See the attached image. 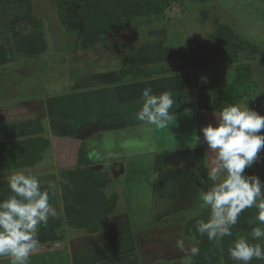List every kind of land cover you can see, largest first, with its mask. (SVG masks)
<instances>
[{
  "label": "crops",
  "instance_id": "1",
  "mask_svg": "<svg viewBox=\"0 0 264 264\" xmlns=\"http://www.w3.org/2000/svg\"><path fill=\"white\" fill-rule=\"evenodd\" d=\"M163 21H159L156 28L155 23L144 25L146 29L142 35L146 36V40L139 43L133 39V27L120 31L123 39L120 35L106 40L107 35L90 48H82L76 38L75 59L81 57L79 51L96 50L94 54L98 53L96 55L100 58L110 56L112 61H117V67L108 70L101 62L95 69L89 70V61H92L83 56L82 67L87 71L81 75L82 78L77 75L80 78L71 90L49 94L32 86L28 99L12 101L11 104L7 102L10 104L7 105L2 100L4 89H0V117L7 110L15 113L16 108L26 103L27 106L38 104L41 116L39 113L32 119L31 115L25 120L41 121L47 128L49 159L46 161L48 165L43 167H51L52 173L73 170L78 164L82 146L95 169L108 164L110 179L122 180L119 193L124 208L119 210L116 204L118 208L115 206L110 213L104 228L76 237L75 240L80 241H74L79 245L72 249L74 252L67 244L63 248H54L48 254L33 255L32 261L49 260L51 264H139L133 248L140 244H144V256L148 255L143 258L145 261L150 254L153 257L151 260L157 256L169 258L174 250L167 251L168 240H159L163 229L157 230L159 224L166 226L161 216L157 215L160 210L167 211L166 203L162 204L164 197L168 203L172 202L169 207L179 205L180 211L200 205L197 188L207 174L210 160L207 145L202 142L201 128L216 123L215 111L206 109L205 100L208 94L210 98H215L222 92L227 83H222V78L226 75V79L232 77L235 67L214 63L206 55L201 42L188 48L182 44L178 46L180 44L174 43L172 27L164 26ZM116 32L118 35L119 32ZM21 67L23 65L17 68ZM2 68L0 66V87L4 82L1 81ZM229 69L233 71L232 75L228 73ZM202 71H213V76L217 72V83L201 84L204 76H199V73ZM74 76L72 73L70 77ZM146 87H150L154 94L172 92L176 114L174 125L159 129L136 119L142 90ZM39 93V98L32 97ZM26 105L30 110L31 106ZM196 135L201 137L200 143H196ZM118 162L119 174L115 176L114 163ZM161 182L164 185L158 186ZM173 184H178V187ZM200 209L199 206L197 211ZM191 217H183L176 224L184 226ZM147 232L153 234L150 241L145 237ZM155 243L161 245L156 247ZM45 248L51 249L52 246Z\"/></svg>",
  "mask_w": 264,
  "mask_h": 264
},
{
  "label": "rangeland",
  "instance_id": "2",
  "mask_svg": "<svg viewBox=\"0 0 264 264\" xmlns=\"http://www.w3.org/2000/svg\"><path fill=\"white\" fill-rule=\"evenodd\" d=\"M65 6L68 10L67 20L69 19V24L67 22L66 25L57 14L55 0H21V2H18V0H0V47L5 53L7 60L5 64L1 65V67H4L2 68L4 71H1L3 72L1 81L4 80V82L0 89H4L2 95H5V97L2 100H5V103L9 102L11 104L12 101L20 102L21 100L28 99L27 96H31L30 92L32 89H37V87H39L37 91L46 90V93L49 94H56L75 88L78 79L82 78L81 75L87 71V68L82 67L83 62L81 60L83 56L88 57L92 61H89V64H91L90 67L88 66L89 70L95 69V66L102 63L106 64L108 70L117 65V61H112L110 56L100 58V55H96L98 53L94 54L96 50L79 51L82 53L81 57L78 59L73 57L76 54L74 50L77 38L75 37V33L80 28L82 20L77 11V3L65 1ZM203 14L207 15V19L202 20ZM33 18L39 19L38 26H40L39 29H42V31L38 28V30L30 28ZM165 18L163 19V25L166 27L171 26V32L175 33L174 43L180 44L178 46L182 44L185 48L200 42L203 44L207 43L210 39L209 33L213 30L212 21L215 18L231 26L244 39L257 44L259 54L256 55L257 57L254 60L250 61L252 80L264 98V0H211L202 4H189L185 9L182 7V3L176 2L169 5ZM150 23H155L154 28L159 26L158 20ZM144 25L142 26L144 27ZM132 27L135 34L133 37L134 41L138 40L136 42L139 43L146 40V36L142 35L146 29L145 27L141 29L142 27H137V24ZM120 35V32L118 35L117 32H112L105 38L108 40L114 37L117 38ZM35 36H39L38 41L37 39H32L29 43L24 44L22 42L26 38ZM120 38L123 39L124 36L121 35ZM34 43L35 45H33ZM30 45H33V52L30 51ZM21 65L23 67L17 68ZM14 69L18 70L13 71ZM213 71H202L199 73V76H204L201 84L209 82L211 84L212 82L217 83V72L213 76ZM232 72L229 69L228 73L232 75ZM72 73L76 76L70 77ZM77 75L80 77L77 78ZM226 77L222 78V83L223 81L228 82L231 79V76H228V79ZM74 78H76L75 82ZM40 95L39 93L32 95V97L39 98ZM9 103L7 105H10ZM26 104L16 108L15 113L13 110H7V113H2L3 117H0V165L8 164L9 167V169H3L0 172V189H8L6 183L7 176L21 170L28 174L36 175L41 181L42 188H47L49 184L56 185L57 194L50 196V203L54 208L62 209V214L56 218L50 217L47 227L41 226L39 228L41 236L39 240H43V243H40L38 250L29 258V264H51V261L42 259L36 263L31 258L33 255L44 252L48 254L51 250L54 251V248H63L67 244L71 248V252H74L72 249L79 246L74 241H80V239L79 241L75 240L76 237H84L103 224L102 221L104 219L102 216H105L107 212H97L88 205L93 201V194H91L92 198H89V202H84L87 189L84 188L83 181L88 179L94 180L93 174L99 173L101 177H95L93 190L95 191V187L105 196L103 204L107 207L108 202L111 206L115 201L116 203L119 201L117 204L120 210L124 208V204L121 205L123 200L121 193H119L122 187V180L118 178V180L116 178L110 179L108 164L95 169L93 161L87 158H82L80 166L74 171H68L67 174L56 173V171L52 173L50 172L51 167L49 169L43 167L45 164L48 165L46 161L49 159L47 155V146L49 144L48 131L47 128H44V124L41 121L25 120V118L27 119L31 115L32 119H34L33 116L39 114L41 111L38 104L30 105L33 108L28 105L30 110L25 107ZM19 119L20 121H18ZM6 144L8 146L5 149L4 146ZM262 162L264 163V161ZM263 163L258 162L250 169L259 168V165ZM114 165L116 167H114L113 174L117 176L119 174L118 168L120 167V163H114ZM245 171L248 174V171ZM162 184V182L158 183V186H162ZM172 186L177 188L178 184H173ZM210 186L211 181L208 180L206 174L202 178V181H199V187L197 188L199 194ZM165 199L164 197L163 202H161L162 204L166 203L167 206L165 207H168L167 211L163 212V210H160L157 212V215L161 216V219H163L162 223H165L166 226L159 224L157 230L163 229V235L159 237V240L164 242L168 240L166 245L167 251L169 253L170 250L174 251L170 253L172 255L169 258L157 256L154 260H151L153 257L150 254L149 258L145 261L143 258L148 255L144 256L142 253L144 244L135 245L133 251L138 256L139 264H188L190 260L189 250L191 247H198V244H200L198 238L193 240L187 236L185 237V227L183 224L180 226L176 224L183 217L188 218L193 216L200 205L183 208L180 211L181 207L179 205L169 207L172 202L168 203V200L165 201ZM67 200L73 202V207L77 213L80 212L84 215L81 223H86H80L81 227L75 226L78 225L77 221H74L70 225L68 216L71 217V215L68 213L67 216L65 209V202ZM78 200H81L82 203ZM158 204L160 205L159 202ZM157 207L159 208V206ZM254 223L255 226L259 225L258 221ZM250 226L249 228H251ZM259 226L264 227V225ZM148 230L149 227L146 231ZM52 231L54 234H52ZM233 232L236 239L240 236H246L238 229H234ZM150 235L153 234L147 232L145 235L149 241L151 239ZM52 236L56 238L54 239ZM46 239H50V241L44 243ZM177 240L184 241L183 251L176 247ZM46 245H50L52 248L46 249ZM155 245L159 247L161 243H155ZM45 257L48 259L47 255ZM253 260L251 264H264V261ZM0 264H10V261L7 258H0ZM217 264H236V262L228 255L226 258L220 257V261Z\"/></svg>",
  "mask_w": 264,
  "mask_h": 264
},
{
  "label": "clouds",
  "instance_id": "3",
  "mask_svg": "<svg viewBox=\"0 0 264 264\" xmlns=\"http://www.w3.org/2000/svg\"><path fill=\"white\" fill-rule=\"evenodd\" d=\"M140 104L138 121L159 129L176 123L171 91L154 94L146 87ZM214 117L215 125L201 128L210 156L207 177L211 186L199 194L200 208H207L209 216L197 221L196 230L219 243L233 236L232 228L245 209L256 208L255 221L264 225V180L245 171L260 162L264 151V115L244 104H230L215 111ZM195 138L196 143L201 142L199 135ZM6 183L12 195L0 199V258L9 259L10 264H29L30 256L40 247L39 228L47 227L50 217L62 214V209L50 203V196L57 194L56 185L42 188L36 175L23 170L7 176ZM259 225L229 246V257L236 264L264 261V227ZM176 247L183 251L184 241L177 240ZM189 251L195 257L200 249L193 246Z\"/></svg>",
  "mask_w": 264,
  "mask_h": 264
},
{
  "label": "trees",
  "instance_id": "4",
  "mask_svg": "<svg viewBox=\"0 0 264 264\" xmlns=\"http://www.w3.org/2000/svg\"><path fill=\"white\" fill-rule=\"evenodd\" d=\"M65 1L78 4L77 11L82 22L75 37H77V44L82 48H90L98 44L102 38L111 34L112 32H120L136 24L146 25L152 21H160L165 19L168 7L172 3H182V7L185 9L189 4H202L211 0H55L57 14L61 18V21L66 25L67 22L69 24V19L67 20L68 10L66 9ZM18 2H21V0H18ZM205 19H207V15L203 14L202 20ZM39 22V19L33 18V25L30 24V28L38 30L40 27L38 26ZM212 24L213 30L210 33V39L207 41V43H202V45L205 47L206 55L216 64H230L234 65L235 68L233 76L227 83L224 84V89L217 97L210 98L208 94V98L205 100L206 109L219 111L223 107L230 104H244L250 109L263 115L264 98L252 80V69L250 62L251 60H254L255 57H257L256 55L259 54L258 45L252 41L244 39L231 26L224 22H220L217 20V18L212 21ZM39 30L42 31V29ZM38 37L35 36L26 38V40H23L22 42L24 44L29 43L32 39H37L38 41ZM33 45H35V43ZM33 45H30L31 52L34 51ZM6 61L5 53L0 47V66L5 64ZM7 146L8 145L6 144L4 148L6 149ZM260 156V162L263 163L262 161H264V151L260 153ZM82 158L85 159L87 156L84 152V148L81 146L79 150L78 164L73 169V171L80 166V160ZM3 169H9L8 164H4L2 166L0 165V172ZM246 170L248 171V174L257 175L261 178V180H264V163L259 165V168H249ZM67 172L68 171L63 170L60 171L61 174H67ZM93 175L94 180L95 177H101L99 173H95ZM94 180L88 179L83 181L85 185L84 188L87 189L84 202H89V198H92L91 194H93V201L88 205H90L97 212L107 213L105 216H102L104 219L102 221L103 224L98 227L99 229L97 228L91 231V233L97 232L104 228L105 222L117 204L116 201L115 203H112L111 206L108 202V207L103 204V201H105V196H103L97 188L94 187L95 191L93 190V186L95 185L93 182ZM9 195H12L9 188L0 189V199H5ZM78 201L82 203L81 200ZM65 209L67 216L68 213L71 215V217L68 216L70 225L74 223V221H77L78 225L75 226L81 227L82 225H80V223L84 219V215L80 212H76L71 200H67L65 202ZM72 213L74 214L72 215ZM256 213L257 209L254 207L251 209H245L241 213L238 223L233 226L232 232L234 229H238L242 231L243 234L248 236L251 228L255 226L254 222ZM208 216L209 210L207 208L200 209L191 218L187 219L184 224L185 237L187 236L193 240L198 238L200 243L198 244L200 249L199 255L195 257L190 256L189 264H217L220 261V257L226 258L229 255L228 248L236 239L234 232L233 236L224 237L219 241V243L216 241H210L206 235L200 236L196 230L197 221L207 220ZM85 223L86 222L81 224ZM249 226L251 228H249ZM52 234H54L53 231ZM40 237L41 236L38 232V238ZM52 237L54 239L56 238L54 236ZM249 239L251 240L250 237ZM48 241H50V239L44 240V243ZM40 243H43V240H40ZM253 261L256 260L254 259Z\"/></svg>",
  "mask_w": 264,
  "mask_h": 264
}]
</instances>
